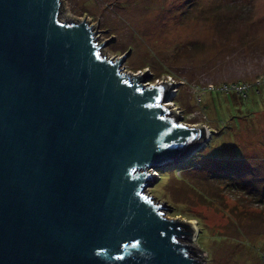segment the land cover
Instances as JSON below:
<instances>
[{
  "label": "water",
  "instance_id": "95a60500",
  "mask_svg": "<svg viewBox=\"0 0 264 264\" xmlns=\"http://www.w3.org/2000/svg\"><path fill=\"white\" fill-rule=\"evenodd\" d=\"M61 0H0V264H200L189 220L146 193L149 168L209 135L123 72Z\"/></svg>",
  "mask_w": 264,
  "mask_h": 264
},
{
  "label": "rangeland",
  "instance_id": "374dc122",
  "mask_svg": "<svg viewBox=\"0 0 264 264\" xmlns=\"http://www.w3.org/2000/svg\"><path fill=\"white\" fill-rule=\"evenodd\" d=\"M61 3V20L89 17L100 31L96 41L108 39L102 55L129 53L123 72H149L143 77L151 84L183 82L166 105L180 122L208 128L185 160L149 168L155 180L146 190L171 206L166 216L191 221L194 234L185 242L194 257L200 264H264V0ZM226 84H246L249 92L240 97Z\"/></svg>",
  "mask_w": 264,
  "mask_h": 264
},
{
  "label": "trees",
  "instance_id": "16d2710c",
  "mask_svg": "<svg viewBox=\"0 0 264 264\" xmlns=\"http://www.w3.org/2000/svg\"><path fill=\"white\" fill-rule=\"evenodd\" d=\"M226 85H227V84H226ZM231 85H232V84H231ZM228 86H229V85H228ZM256 89H257V87H256ZM248 90H249V88H248ZM248 90L239 93L240 97H245V96H247V94H248L247 92H249ZM233 91H234V90H232V93H233ZM230 92H231V91H230ZM205 151H206V150H205ZM199 154H200V153H198L197 155H199ZM197 155H196V156H197ZM194 157H195V156H192V157L186 162V164H187V163H188V164L191 163V162L194 160ZM208 159H210V158H208ZM204 163H205V162L201 163L200 166H203ZM205 164H206V165H205ZM205 164H204L205 167H206V166H209V164H207V163H205ZM184 166H185V165H184ZM184 166L181 165L180 168L178 167V168H177L178 171H179L180 169H182V168L184 169ZM174 169H175V168H174ZM160 171H162V169H161Z\"/></svg>",
  "mask_w": 264,
  "mask_h": 264
},
{
  "label": "built area",
  "instance_id": "2783aa9c",
  "mask_svg": "<svg viewBox=\"0 0 264 264\" xmlns=\"http://www.w3.org/2000/svg\"><path fill=\"white\" fill-rule=\"evenodd\" d=\"M224 87H226V88H229L230 87L231 90L234 89V90L238 91L239 93L244 92V91H247L248 88H249V86L246 85V84H238V85H230V86L225 85ZM231 90H229V91H231Z\"/></svg>",
  "mask_w": 264,
  "mask_h": 264
}]
</instances>
